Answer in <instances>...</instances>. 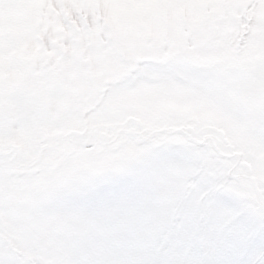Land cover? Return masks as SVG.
I'll return each instance as SVG.
<instances>
[{"label":"snow or ice","instance_id":"1","mask_svg":"<svg viewBox=\"0 0 264 264\" xmlns=\"http://www.w3.org/2000/svg\"><path fill=\"white\" fill-rule=\"evenodd\" d=\"M235 12L210 33L90 19L91 39L37 42L41 86L10 105L0 85V264H264V59L255 149L211 93H170L201 43L217 69L248 54L257 22Z\"/></svg>","mask_w":264,"mask_h":264},{"label":"rangeland","instance_id":"2","mask_svg":"<svg viewBox=\"0 0 264 264\" xmlns=\"http://www.w3.org/2000/svg\"><path fill=\"white\" fill-rule=\"evenodd\" d=\"M237 6L257 22L248 54L217 69L214 52L201 43L198 49L190 50L183 64L188 75L182 74L170 93L187 108H195L203 92L211 93L255 149L259 143L257 86L258 65L264 59V0H0V85L10 105L26 90L39 88L29 73L30 65L39 58L41 45L37 42L45 36L56 42L91 39L92 33L85 31L90 19H103L115 30L130 25L171 30L184 26L190 32L210 33L226 17L236 15ZM25 144L22 137L10 141L14 150L23 149ZM255 156L264 161V152L256 151ZM13 195L23 201L29 194L22 186L14 189Z\"/></svg>","mask_w":264,"mask_h":264}]
</instances>
